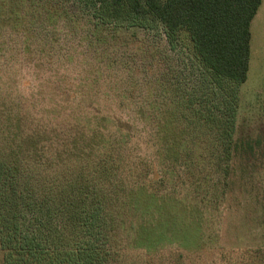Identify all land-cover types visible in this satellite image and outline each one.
Instances as JSON below:
<instances>
[{
  "label": "rangeland",
  "instance_id": "1",
  "mask_svg": "<svg viewBox=\"0 0 264 264\" xmlns=\"http://www.w3.org/2000/svg\"><path fill=\"white\" fill-rule=\"evenodd\" d=\"M34 1L59 6L64 18L51 25L29 17L16 30L4 24L0 74L12 64L7 90L33 136L28 148L42 145L49 155L91 146L114 158L124 189L112 212L119 224L108 237L111 263L264 264V0L250 22L231 137L227 94L212 84L184 31L169 41L158 22L105 24L90 36L91 10L77 0ZM122 103H155L157 134ZM165 120L168 131L158 127ZM225 137L236 147L228 151ZM173 145L176 157L167 160ZM138 187L157 206L146 209Z\"/></svg>",
  "mask_w": 264,
  "mask_h": 264
},
{
  "label": "trees",
  "instance_id": "2",
  "mask_svg": "<svg viewBox=\"0 0 264 264\" xmlns=\"http://www.w3.org/2000/svg\"><path fill=\"white\" fill-rule=\"evenodd\" d=\"M77 1L82 8L91 10L94 24L90 36L94 28L105 24L140 27L158 22L169 41L184 31L212 84L227 94L225 125L227 135L232 136L237 112L236 86L247 77L250 22L261 0ZM34 2L0 0V28L10 23L16 30L29 17L45 16L46 23L51 25L64 18L65 10L59 6L40 3L45 8L41 13ZM11 65L7 64V71L3 69L0 74V264H112L107 243L112 228L119 224L112 212L121 204L119 197L124 189L113 174L114 158L105 153L97 156L91 146L87 152L71 150L49 155L42 145L28 148L33 136L22 130L23 117L14 110L18 103H14L7 90L14 85L10 79ZM125 106L128 114L150 124L157 134L155 103L119 105ZM107 119L103 117V121L108 122ZM158 127L168 131L170 121L165 120L162 128L160 124ZM230 137H225L228 151L236 147ZM247 145L251 152L250 143ZM175 146L165 152L167 160L176 157ZM213 150H217L214 144L209 150L211 156ZM247 155L250 154H244ZM194 158L198 159V154ZM64 160L66 163L61 166ZM203 171L205 175L207 172ZM137 192L146 209L157 206L146 191H139L138 187ZM135 209L141 210L138 205ZM187 239L180 241L187 244Z\"/></svg>",
  "mask_w": 264,
  "mask_h": 264
},
{
  "label": "crops",
  "instance_id": "3",
  "mask_svg": "<svg viewBox=\"0 0 264 264\" xmlns=\"http://www.w3.org/2000/svg\"><path fill=\"white\" fill-rule=\"evenodd\" d=\"M250 37H251V34H250Z\"/></svg>",
  "mask_w": 264,
  "mask_h": 264
}]
</instances>
